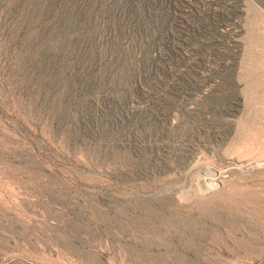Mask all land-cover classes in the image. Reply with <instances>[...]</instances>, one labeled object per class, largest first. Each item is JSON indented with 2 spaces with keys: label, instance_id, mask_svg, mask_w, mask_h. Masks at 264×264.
Listing matches in <instances>:
<instances>
[{
  "label": "rangeland",
  "instance_id": "rangeland-1",
  "mask_svg": "<svg viewBox=\"0 0 264 264\" xmlns=\"http://www.w3.org/2000/svg\"><path fill=\"white\" fill-rule=\"evenodd\" d=\"M0 264H264V0H0Z\"/></svg>",
  "mask_w": 264,
  "mask_h": 264
},
{
  "label": "bare ground",
  "instance_id": "bare-ground-1",
  "mask_svg": "<svg viewBox=\"0 0 264 264\" xmlns=\"http://www.w3.org/2000/svg\"><path fill=\"white\" fill-rule=\"evenodd\" d=\"M216 186H217V179L211 177V178L204 179V187L202 189L209 191V190L215 189ZM205 190H203V191H205Z\"/></svg>",
  "mask_w": 264,
  "mask_h": 264
}]
</instances>
